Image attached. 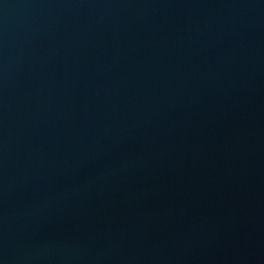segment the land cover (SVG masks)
Wrapping results in <instances>:
<instances>
[{"label":"water","instance_id":"1","mask_svg":"<svg viewBox=\"0 0 264 264\" xmlns=\"http://www.w3.org/2000/svg\"><path fill=\"white\" fill-rule=\"evenodd\" d=\"M0 264H264V0H0Z\"/></svg>","mask_w":264,"mask_h":264}]
</instances>
